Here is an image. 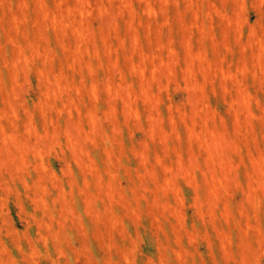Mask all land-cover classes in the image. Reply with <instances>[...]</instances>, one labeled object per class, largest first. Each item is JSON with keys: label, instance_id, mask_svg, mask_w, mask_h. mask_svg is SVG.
Listing matches in <instances>:
<instances>
[{"label": "rangeland", "instance_id": "rangeland-1", "mask_svg": "<svg viewBox=\"0 0 264 264\" xmlns=\"http://www.w3.org/2000/svg\"><path fill=\"white\" fill-rule=\"evenodd\" d=\"M0 264H264V0H0Z\"/></svg>", "mask_w": 264, "mask_h": 264}]
</instances>
